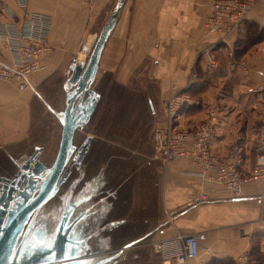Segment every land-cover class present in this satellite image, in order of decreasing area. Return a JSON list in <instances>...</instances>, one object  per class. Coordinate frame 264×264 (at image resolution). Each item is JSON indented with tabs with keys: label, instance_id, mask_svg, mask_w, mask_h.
Returning a JSON list of instances; mask_svg holds the SVG:
<instances>
[{
	"label": "crops",
	"instance_id": "0c3cea01",
	"mask_svg": "<svg viewBox=\"0 0 264 264\" xmlns=\"http://www.w3.org/2000/svg\"><path fill=\"white\" fill-rule=\"evenodd\" d=\"M0 1L18 17L22 15L15 0ZM112 3L28 0L27 10L49 16L51 50L42 58L44 68L32 74L26 85L0 81V149L11 154L5 149L30 144L27 139L36 92L63 65L66 69L83 37L106 18ZM208 14V0H124L104 44L99 68L112 72L123 84L138 72L145 75L143 80L155 83L153 129L163 119L164 100L189 90V74L194 68L193 105L180 112L177 126H195L206 118L210 107L218 106L220 116L211 149L225 155L231 146L239 145L243 150L241 168L248 172L255 160L256 127L264 119V36L250 45L245 40L248 23L264 27V6L255 8L234 34L215 47V68L206 65L202 54L216 40L204 26ZM0 59L11 61L1 41ZM153 163L158 171L160 212L140 239H146L151 248L146 264H163L164 260L173 264V256L181 250L177 234L198 238V255L186 264H235L243 254L251 257L252 264H264L263 183H244L240 195L233 196L223 185L201 182L197 167L187 159L167 165ZM200 194L207 195V200L201 201ZM154 243H161L160 252L153 250Z\"/></svg>",
	"mask_w": 264,
	"mask_h": 264
},
{
	"label": "rangeland",
	"instance_id": "374dc122",
	"mask_svg": "<svg viewBox=\"0 0 264 264\" xmlns=\"http://www.w3.org/2000/svg\"><path fill=\"white\" fill-rule=\"evenodd\" d=\"M115 2L113 0L110 5L106 18L83 37L69 66L66 65L64 70L63 65L36 92L27 139L30 144L6 148L11 154L0 149V175L9 176L15 172L17 164L14 161L21 162L36 145L43 148L39 159L45 165L54 161L61 135L58 113L66 104L63 84L74 63L86 62ZM133 77L123 84L116 81L112 72L98 68L91 88L99 93L100 98L90 120L73 136L75 145L88 135L92 136L89 149L80 162V170L86 180L99 179L97 196L93 200L94 209L101 212L96 216L95 227L94 223H87L89 227L79 252H94L90 255L95 258L113 255L125 244L141 238L154 225L160 212L158 171L150 158L156 85L143 80L145 75L140 72ZM76 169L75 165L71 168L67 180L73 178ZM56 199L43 209H50L57 203ZM111 222L117 225L112 227ZM150 250L146 239L139 240L105 264H146L145 257Z\"/></svg>",
	"mask_w": 264,
	"mask_h": 264
},
{
	"label": "built area",
	"instance_id": "2783aa9c",
	"mask_svg": "<svg viewBox=\"0 0 264 264\" xmlns=\"http://www.w3.org/2000/svg\"><path fill=\"white\" fill-rule=\"evenodd\" d=\"M23 9L18 17L4 1H0V41L2 48L11 54V61L0 59V81L17 87L28 83L29 77L44 68L42 58L51 47L48 43L50 31L49 16L27 10L28 0H15ZM264 0H208L209 14L205 29L216 35V40L203 49L206 65L217 66L214 49L234 34ZM197 78L193 68L189 74L187 87ZM193 99L189 91L170 94L163 102V119L152 131V151L150 158L163 165L187 159L197 167L196 175L201 182L223 185L233 196L241 193L244 183L264 184V119L256 127L253 139L254 163L248 172H243L242 148L234 144L225 155H217L211 149V140L219 121V107L214 105L207 111L206 118L195 126L179 128L177 119L183 107L191 105ZM201 201L207 195L200 194ZM171 215V213L169 214ZM264 230V222L261 225ZM181 250L173 256V264H186L198 255V238L194 234H177ZM161 243H154L153 250L160 252ZM163 264H172L167 260ZM235 264H252L248 254L241 255Z\"/></svg>",
	"mask_w": 264,
	"mask_h": 264
},
{
	"label": "water",
	"instance_id": "95a60500",
	"mask_svg": "<svg viewBox=\"0 0 264 264\" xmlns=\"http://www.w3.org/2000/svg\"><path fill=\"white\" fill-rule=\"evenodd\" d=\"M123 2L124 0H116L107 21L96 37V41L86 62L79 61V63H74L71 74L63 84V89L66 92V104L64 109L58 113L61 123V135L58 150L51 166L46 167L38 158L42 146L36 145L33 153L22 165L25 168V174L14 175L11 179H1L0 177V180L4 182L0 187V264L49 263L48 261L46 263L42 261L32 263L27 261L17 262V254L16 251V255L14 254V248L22 228L33 210L53 195L62 180L68 176L69 167L74 163V160L80 163L88 150L92 139L91 135H88L84 139V142L77 150L76 156L72 160H69L72 152L75 150V145L73 144L74 132L77 129L83 128L90 120L96 103L100 98L99 93L93 90L91 86L96 78L104 44L115 25ZM75 99H77L76 103H74ZM64 166L66 168L62 172ZM29 168L30 170H28ZM86 225L85 228L87 229L89 225L87 223ZM116 225V223H112V227ZM85 228L84 230H86ZM65 232L68 233L67 230ZM83 236H79V248L82 246ZM140 239L125 244L117 254L123 249L132 246ZM60 244H63V242L61 241ZM56 249L55 247L53 248L55 256L51 260L52 263L49 264H78L76 260L78 255L73 254L71 250L70 254L65 257V255L58 253L59 250H65V247L58 251ZM90 254L92 252H79V264H86L94 259L92 264H103L107 260L102 257L94 258Z\"/></svg>",
	"mask_w": 264,
	"mask_h": 264
},
{
	"label": "flooded vegetation",
	"instance_id": "af4514ba",
	"mask_svg": "<svg viewBox=\"0 0 264 264\" xmlns=\"http://www.w3.org/2000/svg\"><path fill=\"white\" fill-rule=\"evenodd\" d=\"M76 101L77 99L74 100V103H76ZM83 142L84 140L79 145H75L73 143L75 145V150L72 152L69 160H72L74 156H76L77 150ZM33 151L29 153L21 162L18 163L14 161L15 164H17L16 171L9 176L0 175L1 179H11L14 175L25 174L26 171L22 165L33 153ZM42 151L43 148L40 153H42ZM51 164L49 166L44 165L46 167H50ZM74 165L77 168L75 175L70 180H67L72 173L71 168ZM30 168L28 170H30ZM65 168L66 166H64L62 172L65 171ZM2 184H4V182L0 180V187ZM98 184L99 179L96 177L89 180L84 179L83 172L80 170V163L77 162V160H74V163L70 166L68 176L62 180L57 190L49 199H47L46 202L33 210L27 222L24 224L14 248V254L15 251L17 254H15L16 261H27L30 263L37 261L46 263L48 261L49 263H52L51 260H53L55 256L53 248H57L56 250L58 251L59 249L65 247V250H59L58 253L67 257L71 250L73 254L78 255L76 260L79 264V236L86 235V223L90 224L96 222V216L99 213H97L96 209H94L95 201L93 200L97 196L96 187H98ZM56 197L57 203L45 211L43 208H45V206H47L51 200ZM110 225H112V222ZM84 228L86 230H84ZM65 230H67L68 233H66ZM90 232L93 231H89V233ZM61 241L63 244H60ZM117 255V253L113 255H103L102 258L107 259L103 264L108 263ZM93 261L86 264H92Z\"/></svg>",
	"mask_w": 264,
	"mask_h": 264
},
{
	"label": "trees",
	"instance_id": "16d2710c",
	"mask_svg": "<svg viewBox=\"0 0 264 264\" xmlns=\"http://www.w3.org/2000/svg\"><path fill=\"white\" fill-rule=\"evenodd\" d=\"M247 27H248V31L249 32H247V34H246V40H245V45L246 44H252L253 42H256V41H258L260 38H262L263 36H264V27L263 28H258L257 27V25H255L254 23H248L247 24ZM194 83H195V81H194ZM194 83H192L191 85H190V88H189V93L191 94V96L193 95V93H191L192 92V88H193V86H194ZM193 104H191V105H188V106H185V107H183V109L182 110H184L185 108H187V107H190V106H192Z\"/></svg>",
	"mask_w": 264,
	"mask_h": 264
}]
</instances>
